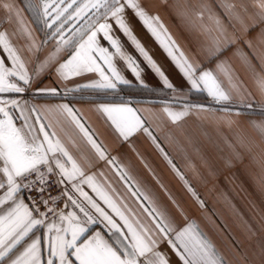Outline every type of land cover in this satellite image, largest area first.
Returning a JSON list of instances; mask_svg holds the SVG:
<instances>
[{"label":"snow or ice","instance_id":"6c2138e0","mask_svg":"<svg viewBox=\"0 0 264 264\" xmlns=\"http://www.w3.org/2000/svg\"><path fill=\"white\" fill-rule=\"evenodd\" d=\"M22 3L23 10L15 5L14 0H0V10L7 14V22L15 25L12 35L23 36L28 41L27 50L33 55L42 51L50 41H55V45L43 61L37 58V66L30 74L20 50L12 45L9 33L0 31V50L5 54L0 56V264H171L168 253L160 250L163 243L172 249L180 264H227L195 221L179 230L170 226L166 212L155 206L126 169L116 167L119 179L155 224L156 231H150L122 197L121 203H117L96 182L94 175L85 173L57 136L47 115L35 105H29L27 100L21 102L5 96L30 90L34 78L54 65L61 82L92 74L84 84L65 86V95L84 89L116 92L119 85L130 84L117 67V60L123 62L141 86L146 87L139 61L126 51L110 20L159 75L163 85L175 91L174 85L133 33L126 19L127 9L132 10L177 65L191 90L207 92L215 103L230 102L231 95L219 78L211 70H201L189 62L167 33L159 16L149 15L139 0H22ZM253 6L258 9L256 15L264 22V0H255ZM221 7L230 22H239L244 32L250 30L241 16V11H247V5L225 2ZM22 11L30 13L33 23L40 26L37 31L42 32L43 37L39 42L26 26ZM214 21L219 26V18ZM101 38L107 46L100 42ZM233 42L228 40V46ZM244 43L252 48L251 41ZM223 50L215 47L213 54H220ZM62 51L67 53L63 58L60 56ZM237 53L251 65L248 54L239 49ZM252 57L256 58L255 52ZM261 67L264 69V62ZM217 69L233 90L239 89L224 62L218 64ZM256 85L264 94V74L258 75ZM57 91L56 88H37V92L44 94L56 95ZM183 107L184 110L177 113L166 105L164 112L175 123L192 109L205 110L201 104H184ZM48 111L69 121L92 145L99 160L115 166L116 158H108L78 110L60 104ZM96 111L110 122L124 141L142 129L187 191L204 207V201L157 137L144 126L145 121L130 101L101 102ZM56 123L59 124L60 120L56 119ZM256 126L264 133V122ZM132 150L136 151L134 146ZM136 154L143 162V157L138 152ZM145 167H148L146 163ZM152 175L183 215V209L176 204L171 193L155 173ZM85 185L95 197L84 190ZM60 202L63 207L59 206ZM97 224H102L104 230L93 232V226Z\"/></svg>","mask_w":264,"mask_h":264},{"label":"crops","instance_id":"0c3cea01","mask_svg":"<svg viewBox=\"0 0 264 264\" xmlns=\"http://www.w3.org/2000/svg\"><path fill=\"white\" fill-rule=\"evenodd\" d=\"M139 2L149 15L159 16L167 33L189 62L201 70H211L219 78L231 95L230 102L215 103L207 92L191 90L180 69L131 9L126 10V19L131 24L133 33L174 85L175 91L163 85L159 75L145 63L116 27L115 22L110 20L115 35L123 42L126 51L139 61L146 87L141 86L123 62L117 60V67L130 81L125 86L130 89L120 90L122 85H119L116 92L84 89L65 95V86L84 84L92 74L72 78L70 82H61L57 79L54 65L34 78L30 90L23 94L12 93L5 96L20 99L21 102L27 100L29 105H35L47 115L57 136L85 173L94 175L96 182L117 203H121L122 197L150 231H156L155 224L131 195L126 184L119 179L116 167L126 169L132 180L153 200L155 206L166 212L170 226L179 230L190 221H195L227 264H264V133L256 126L264 122V94L256 85L258 75L264 74L261 67L264 62L261 59L264 58V22L256 15L258 9L253 6L255 0ZM225 2L236 5L244 3L248 6L246 12L241 11V16L244 24L250 26L249 31L244 32L239 22L229 21L221 7ZM14 3L23 10L22 0H14ZM22 15L26 26L39 42L43 37V33L37 31L40 26L33 23L30 13L22 11ZM216 17L219 18V26L214 21ZM5 30L9 33L12 45L20 50L30 74L37 66V58L43 61L54 49L55 41H50L36 55L30 53L26 46L28 41L19 34L12 35L15 25L8 23L7 14L0 10V31ZM228 40H234L231 46H228ZM246 40L251 41V49L245 45ZM100 42L107 46L102 38ZM215 47L224 50L214 55ZM238 49L248 54L251 65L241 59ZM253 52L256 58L252 57ZM4 55L0 50V56ZM66 55V52L60 53L61 58ZM221 62L232 73L234 82L239 85L238 90H233L223 73L217 69ZM5 64H9L6 57ZM37 88H56L58 91L56 95H51L39 93ZM121 101H130L131 106L138 110L145 121L144 126L157 137L160 145L204 201V207L187 191L142 129L128 141H124L110 122L96 111L101 102ZM60 104H68L79 111L83 122L102 145L108 158H116L115 166L106 160H99L92 145L69 121L48 111ZM184 104H201L205 106V110L192 109L173 123L164 112V107L167 105L172 112L178 113L184 110ZM248 104H252V107H248ZM56 119L60 120L59 124ZM132 146L135 147V152ZM137 152L143 157V162ZM152 173H155L176 204L183 209V215L168 199ZM84 190L95 197L87 185ZM121 206L123 207L122 204ZM102 230V224L94 225L92 229L93 232ZM160 250L168 253L171 264H180L166 243L160 245Z\"/></svg>","mask_w":264,"mask_h":264},{"label":"trees","instance_id":"16d2710c","mask_svg":"<svg viewBox=\"0 0 264 264\" xmlns=\"http://www.w3.org/2000/svg\"><path fill=\"white\" fill-rule=\"evenodd\" d=\"M122 89H130V87H128V86H125V85H122V87L120 88V90H122Z\"/></svg>","mask_w":264,"mask_h":264},{"label":"built area","instance_id":"2783aa9c","mask_svg":"<svg viewBox=\"0 0 264 264\" xmlns=\"http://www.w3.org/2000/svg\"><path fill=\"white\" fill-rule=\"evenodd\" d=\"M24 195H25V196H27V195H28V193H25ZM59 206H60V207H63V203H62V202H60Z\"/></svg>","mask_w":264,"mask_h":264}]
</instances>
